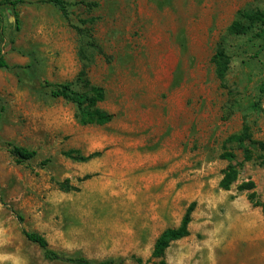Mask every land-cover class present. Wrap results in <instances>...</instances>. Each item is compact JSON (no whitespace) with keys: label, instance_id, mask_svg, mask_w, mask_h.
<instances>
[{"label":"rangeland","instance_id":"obj_1","mask_svg":"<svg viewBox=\"0 0 264 264\" xmlns=\"http://www.w3.org/2000/svg\"><path fill=\"white\" fill-rule=\"evenodd\" d=\"M65 1L69 21L52 5L21 7L19 30L13 16L0 19V56L34 66L21 78L0 71V264H63L46 261L25 233L68 256L156 264L147 263L156 240L192 203L190 235L170 246L167 264H264L262 209L238 191L252 181L264 202V151L250 147L254 160L229 191L220 188L230 165L221 156L244 161L228 138L249 126L264 143V27L227 34L239 11L264 10V0ZM82 26L100 47L90 50L87 79L106 92L98 108L114 119L104 127L82 126L74 104L41 88L85 91L74 28ZM222 39L232 57L228 89L211 63ZM8 143L37 158L18 164ZM73 150L100 156L77 162L64 156ZM66 181L78 191H62Z\"/></svg>","mask_w":264,"mask_h":264},{"label":"trees","instance_id":"obj_2","mask_svg":"<svg viewBox=\"0 0 264 264\" xmlns=\"http://www.w3.org/2000/svg\"><path fill=\"white\" fill-rule=\"evenodd\" d=\"M32 5H52L56 7L62 13L63 17L69 21V10L72 4L65 0H0V19L5 15H11L15 19L16 29L19 30V9L24 6ZM97 4H88V7H96ZM95 19L83 20L81 24L83 26L93 25ZM82 27H74L79 39V56L84 63V69L81 71L78 83L83 86L85 91L79 92L75 90L74 84H51L45 82L41 85L43 90H48L50 95L56 99H63L74 104L77 108V119L82 126H99L104 127L110 124L114 115L109 114L98 108L100 103L106 100V92L103 88L93 86L87 79V68L89 66V54L90 50H100V47L96 43L91 29ZM264 27V10H241L237 13L235 21L227 30V34L233 37L248 36L255 29ZM2 28V26H1ZM261 36V35H257ZM212 65L215 68L217 78L222 84L224 89H228L226 79L229 74L232 57L229 54L228 47L225 39L221 40L218 44L216 52L211 60ZM34 70V66H28L27 68L21 66H10L4 56H0V71H9L14 73L18 78L26 70ZM31 72V71H30ZM5 108L0 99V120L3 117ZM227 143H234L243 150L244 161L241 164H237V156L234 152L227 151L221 159L228 161L229 166L224 172L223 179L220 182V188L229 191L238 179L239 167L245 163H249L254 160V155L250 147L258 148L264 151V143H259L252 139L251 128L246 126L244 131L238 135H233L228 138ZM10 154L16 159L18 164H24L37 158V151L16 146L12 143L7 144ZM64 156L77 162H89L100 156V153H94L89 156H82L78 151L65 152ZM47 161L43 165H46ZM236 163V164H235ZM261 165H264V159L262 158ZM62 191L71 192L78 191L77 188H72L69 182L59 184ZM256 185L254 182H246L238 187L239 192H248V199L254 208L262 209L264 215V202L260 201L257 193L255 192ZM196 209V203H192L186 210L181 224L178 228H171L165 230L159 238L156 240L154 250L151 258L147 261L150 263L153 260L158 261L156 264H167L165 261V255L170 246L183 240L190 235V225L193 221V213ZM22 220V219H21ZM27 240L38 246L46 261L54 263L59 262L63 264H115V262H95L84 257L68 256L64 253L53 250L48 241L38 233H25ZM134 261L138 264H143L144 261L140 258H134Z\"/></svg>","mask_w":264,"mask_h":264},{"label":"bare ground","instance_id":"obj_3","mask_svg":"<svg viewBox=\"0 0 264 264\" xmlns=\"http://www.w3.org/2000/svg\"><path fill=\"white\" fill-rule=\"evenodd\" d=\"M128 155V154H127ZM134 156V155H133ZM130 157V156H129ZM135 157V156H134ZM131 158V157H130ZM130 164V163H129ZM124 167V166H123ZM125 170V169H124ZM129 170V169H128ZM133 170V169H132ZM105 173V172H104ZM145 173H143V175H144ZM134 176V175H133ZM135 176H136V174H135ZM150 177V176H149ZM156 179V178H155ZM131 180V179H130ZM135 180V179H134ZM146 180H148V179H146ZM129 182V181H128ZM136 182H140L139 181V179L137 178L136 179ZM141 182H145V181H141ZM134 183H135V181H134ZM130 184V183H129ZM126 185H128V184H126ZM133 185V184H132ZM108 187V186H107ZM129 187V186H128ZM139 187H141V186H139ZM110 188V187H109ZM126 188V187H125Z\"/></svg>","mask_w":264,"mask_h":264}]
</instances>
